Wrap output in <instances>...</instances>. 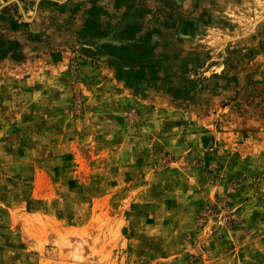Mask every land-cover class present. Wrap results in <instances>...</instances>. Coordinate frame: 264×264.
Masks as SVG:
<instances>
[{
	"label": "rangeland",
	"instance_id": "obj_1",
	"mask_svg": "<svg viewBox=\"0 0 264 264\" xmlns=\"http://www.w3.org/2000/svg\"><path fill=\"white\" fill-rule=\"evenodd\" d=\"M80 2L0 0V264H264V0H152L148 97Z\"/></svg>",
	"mask_w": 264,
	"mask_h": 264
},
{
	"label": "crops",
	"instance_id": "obj_2",
	"mask_svg": "<svg viewBox=\"0 0 264 264\" xmlns=\"http://www.w3.org/2000/svg\"><path fill=\"white\" fill-rule=\"evenodd\" d=\"M151 2L152 0H85V2L82 0L78 4L80 11L83 10L81 15L83 29L80 30L83 49L91 56H95L97 50L101 51L102 54H97L95 57L102 55L104 60H109L111 73L117 78H126L136 89H142V94L146 97L162 95V92L168 89L163 86L169 82L168 69L172 68L170 66H176V59L180 58L178 53V55H172L169 60L167 51L152 47L138 59L129 58L121 52L125 51L126 45L120 43V37L145 38L154 30L159 33L163 30L161 21L152 18ZM160 5L163 6L162 2H157L156 7ZM225 6H223L224 9H226ZM140 8L146 12L145 15L143 14L144 18L142 20L131 18L133 11ZM165 10H167L166 6H163L158 11L162 15ZM102 36L110 38L100 43L94 41V44H100L99 49L89 48L88 45L95 37Z\"/></svg>",
	"mask_w": 264,
	"mask_h": 264
}]
</instances>
